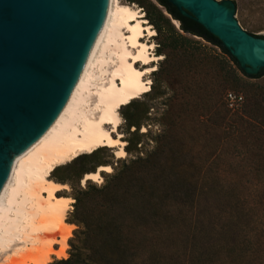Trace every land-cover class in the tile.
Here are the masks:
<instances>
[{"label": "trees", "instance_id": "trees-1", "mask_svg": "<svg viewBox=\"0 0 264 264\" xmlns=\"http://www.w3.org/2000/svg\"><path fill=\"white\" fill-rule=\"evenodd\" d=\"M126 1L144 8L145 17L158 36L157 55L166 49L177 50L185 43H198L185 34L196 36L217 48L225 60L221 78L218 55L208 59L213 74L221 78L219 82L224 87L240 85L236 71L249 77L217 38L192 18L186 20L168 0H154L162 9L151 0ZM170 19L177 22V30ZM152 74H161V62ZM160 82V78L151 82L142 94L149 99L161 97ZM119 113L126 130L134 127L123 138V150L130 157L117 159L113 165L105 160L111 156L109 147L100 146L49 173L53 181L68 183L72 188L71 218L65 221L74 223L76 228L66 240L67 256L46 264H249L255 263V258L264 261L255 253L256 241L251 238L255 229L243 218L237 192H222L218 200L215 195L211 200L212 195L202 190L201 178L183 175L167 180L172 190L162 189L161 180L165 178H161V163L151 157L153 151L142 157L136 148L140 138L150 132H137L142 119H151L147 116L148 106L134 98L122 105ZM152 117L161 123V112ZM150 139L158 148L161 131L153 132ZM105 164L111 171L101 174L99 184L86 180L81 187L77 185L84 173ZM58 169L60 175L55 174Z\"/></svg>", "mask_w": 264, "mask_h": 264}, {"label": "rangeland", "instance_id": "rangeland-1", "mask_svg": "<svg viewBox=\"0 0 264 264\" xmlns=\"http://www.w3.org/2000/svg\"><path fill=\"white\" fill-rule=\"evenodd\" d=\"M119 1L131 3L126 0ZM151 2L162 9L154 0ZM232 2L239 9L237 22L240 26L250 35L264 36V0H232ZM133 4L141 13L144 25L152 32L149 38L147 35L144 37L153 43L149 51L157 55L158 36L154 27L145 17L144 8L136 3ZM173 21L175 20L170 19L173 28L177 30V22ZM185 36L198 43H185L184 47L169 52L166 49L158 55L159 58L155 62L149 63L154 65L155 70L161 62L159 76L152 74L154 70L144 76L148 82V89L151 82L158 78L161 79L159 83L161 97L149 99L143 94L136 97L138 101L148 106L147 116L151 117L150 120L145 121L140 118L141 124L137 132H144L145 129H149L150 132L140 138L136 148L142 157L153 151L154 156L153 154L149 156L155 157L158 163H161V178H165L161 180L162 189L172 190L170 189L172 184L167 180H174V176L183 175L186 178L192 176L201 178L202 190L212 195L211 200H214L216 196L218 200L222 192L236 191L245 213H243V218L249 226L252 225L255 229L251 231L255 232V235L251 237L256 241L255 253L263 258L264 76L251 79L236 71L240 78V85L234 88L224 87L219 81L226 66H224L225 60L221 59L222 55L219 50L196 36L187 34ZM212 55L219 57L221 69L218 72L221 78L218 75L215 76L210 68L208 59ZM226 91L241 97L231 108L224 104L223 96ZM119 111L120 107L117 109L120 118L117 131L121 134L120 139L123 140L127 136V131H133L134 127L130 126L126 130L125 122ZM160 112L161 123H158L152 116L156 118ZM160 131L161 142L156 148L150 136L153 132L159 133ZM108 153L111 156L105 157V160L113 165L117 159L130 157L125 151L123 157H115L112 148H109ZM103 173L106 172H99L100 179ZM55 174L60 175V169ZM100 182L94 183L99 184ZM65 184L67 187L57 192V195L68 196L72 199V188L68 183ZM83 184L80 178L77 185L81 187ZM72 204L73 199L69 210L66 211L65 220L71 218ZM69 224L72 225V232L76 225ZM55 247L58 246L55 245ZM67 248L68 245L65 248L66 256ZM54 258L58 259L55 255H50L49 259L51 261ZM249 264H264V261H258L255 258V263Z\"/></svg>", "mask_w": 264, "mask_h": 264}, {"label": "water", "instance_id": "water-1", "mask_svg": "<svg viewBox=\"0 0 264 264\" xmlns=\"http://www.w3.org/2000/svg\"><path fill=\"white\" fill-rule=\"evenodd\" d=\"M168 1L251 79L264 76V36L240 26L232 0ZM113 8L114 0H0V197L18 159L65 114Z\"/></svg>", "mask_w": 264, "mask_h": 264}, {"label": "bare ground", "instance_id": "bare-ground-1", "mask_svg": "<svg viewBox=\"0 0 264 264\" xmlns=\"http://www.w3.org/2000/svg\"><path fill=\"white\" fill-rule=\"evenodd\" d=\"M142 19L133 3L114 0L112 21L65 114L18 159L0 197V264H46L50 255L66 257L72 225L65 215L72 199L57 195L67 186L49 173L100 146L123 157L117 109L148 90L144 76L159 58L149 51L153 43L144 37L152 32ZM110 170L98 165L81 183H98L99 172Z\"/></svg>", "mask_w": 264, "mask_h": 264}, {"label": "built area", "instance_id": "built-area-1", "mask_svg": "<svg viewBox=\"0 0 264 264\" xmlns=\"http://www.w3.org/2000/svg\"><path fill=\"white\" fill-rule=\"evenodd\" d=\"M223 98H224L225 105L229 108L234 106L241 99L240 95L235 94L230 91H226L224 93Z\"/></svg>", "mask_w": 264, "mask_h": 264}]
</instances>
